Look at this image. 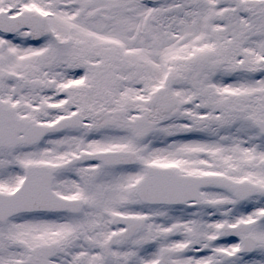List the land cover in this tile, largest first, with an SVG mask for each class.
<instances>
[{
	"label": "snow or ice",
	"instance_id": "snow-or-ice-1",
	"mask_svg": "<svg viewBox=\"0 0 264 264\" xmlns=\"http://www.w3.org/2000/svg\"><path fill=\"white\" fill-rule=\"evenodd\" d=\"M0 264H264V0H0Z\"/></svg>",
	"mask_w": 264,
	"mask_h": 264
}]
</instances>
